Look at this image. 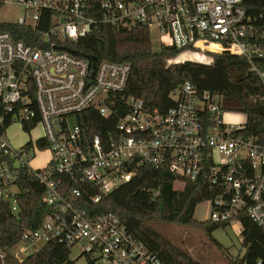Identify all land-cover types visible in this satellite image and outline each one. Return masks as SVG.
I'll list each match as a JSON object with an SVG mask.
<instances>
[{
    "label": "built area",
    "instance_id": "built-area-1",
    "mask_svg": "<svg viewBox=\"0 0 264 264\" xmlns=\"http://www.w3.org/2000/svg\"><path fill=\"white\" fill-rule=\"evenodd\" d=\"M8 5L18 7L19 19L7 24L24 28L18 32L24 38L0 32V199L18 211L19 190L12 188L18 189L27 169L53 212L9 253L0 250V264L12 257L22 262L54 241L71 255L81 248L79 257L94 264H166L119 217L92 216L63 195L65 177L108 194L144 164L171 173L177 187L182 181L205 183L214 193L207 201L210 222L234 225L241 237L248 217L264 232V143L247 134V115L230 121L235 112L223 108L220 94L189 81L171 91L172 107L150 108L124 95L130 63L102 61L95 68L68 50L69 43L106 26L119 31L144 26L161 46L186 50L184 55L195 57L190 60L209 62L214 54L245 59L264 88V0L254 17L245 0H0V10ZM91 108L115 121L106 139L88 136L81 126L78 115ZM36 118L42 136L13 146L9 129L18 124L24 131ZM41 138L50 159L45 168L34 169L31 162L43 152L35 144ZM81 194L79 188L72 191L75 199Z\"/></svg>",
    "mask_w": 264,
    "mask_h": 264
},
{
    "label": "trees",
    "instance_id": "trees-1",
    "mask_svg": "<svg viewBox=\"0 0 264 264\" xmlns=\"http://www.w3.org/2000/svg\"><path fill=\"white\" fill-rule=\"evenodd\" d=\"M245 6L254 17L263 11V0H245ZM23 29L16 24L0 21V32H13L17 39L24 38L18 34ZM69 46L68 50L89 60L95 68L102 61L130 63L132 73L124 95L140 99L153 109L164 111L172 107L171 91L187 81L200 90L220 94L223 108L227 110L224 105L233 104L228 111L247 115V134L264 143V88L243 58L214 54L209 55V62H202L184 60L186 50L174 47L161 46L156 52L149 29L144 26L133 31H119L106 26L78 42L69 43ZM2 111L0 105V115ZM78 118L88 136L97 134L103 139L108 136L109 125L111 127L115 123L102 118L93 108L78 115ZM37 121L36 118L33 123L25 125L24 131L32 132ZM35 144L43 151L48 149V143L43 138ZM35 144L30 142V146ZM137 168V174L131 181L108 194H103L95 184L77 185L71 177H65L63 195L73 201L78 209L86 210L92 216L112 214L119 217L134 239L166 264H203L175 246L153 224L190 226L204 230L211 238L215 230L227 225L199 222L195 218V210L213 197V191L203 182L182 181L183 187H177L175 176L151 165H139ZM17 186L16 213H13L10 201L0 199V250L8 253L21 241L25 232L38 229L46 215L53 212V208L43 201V186L27 169L23 171ZM74 188L81 190V197H73ZM96 196H101L98 203L93 202ZM243 223L241 239L245 254L242 258L229 259L227 264H258L259 261L264 264V232L248 217L243 219ZM211 240L224 251L221 244L215 239ZM8 262L76 264L71 259L70 249L55 241L22 262L13 257ZM88 264L94 262L89 261Z\"/></svg>",
    "mask_w": 264,
    "mask_h": 264
},
{
    "label": "rangeland",
    "instance_id": "rangeland-1",
    "mask_svg": "<svg viewBox=\"0 0 264 264\" xmlns=\"http://www.w3.org/2000/svg\"><path fill=\"white\" fill-rule=\"evenodd\" d=\"M19 19V9L15 5L4 6L0 10V21L4 23H17ZM152 47L154 51H159L161 45L154 35L152 37ZM183 59H195L192 55H183ZM233 104L224 105L227 111ZM231 112V111H230ZM228 119L233 122H242L244 115L242 113H233ZM42 135L40 127L34 129L32 132H24L20 125H13L9 131L8 136L11 143L15 147H21L28 141H33ZM50 159V152L45 150L37 152L35 158L31 162L34 169H42L47 166V161ZM181 187V186H180ZM14 192H18L16 187H13ZM212 208L209 202H204L195 210V218L199 222L210 220ZM155 229L164 237L171 241L175 246L186 251L194 260L203 264H227L229 259L237 258L244 254L245 250L242 248V239L233 226L221 227L211 234V238L215 239L222 245L221 251L211 238L204 232V230L196 229L190 226H182L166 223H154ZM81 248H75L72 251L71 259L76 261V264H88L87 259L82 256ZM224 252V253H223Z\"/></svg>",
    "mask_w": 264,
    "mask_h": 264
},
{
    "label": "crops",
    "instance_id": "crops-1",
    "mask_svg": "<svg viewBox=\"0 0 264 264\" xmlns=\"http://www.w3.org/2000/svg\"><path fill=\"white\" fill-rule=\"evenodd\" d=\"M41 136H42V135H40L39 137H41ZM39 137H38V138H39Z\"/></svg>",
    "mask_w": 264,
    "mask_h": 264
}]
</instances>
